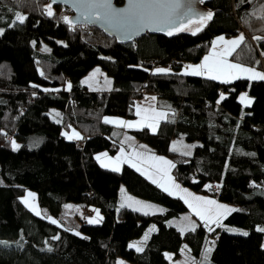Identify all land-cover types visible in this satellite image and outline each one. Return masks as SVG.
I'll return each instance as SVG.
<instances>
[{
	"label": "trees",
	"instance_id": "16d2710c",
	"mask_svg": "<svg viewBox=\"0 0 264 264\" xmlns=\"http://www.w3.org/2000/svg\"><path fill=\"white\" fill-rule=\"evenodd\" d=\"M47 3L0 0V264H118V257L122 264H168L166 255L179 257L183 243L193 264H264V231L257 228L264 226V80L221 83L180 72L182 62L199 61L217 35L243 36L228 59L261 67L264 0H210L205 5L213 17L197 23L195 35L188 28L127 43L96 26L65 23L63 5L52 6L49 16ZM167 64L166 73L155 72ZM96 65L111 78L107 88L81 82ZM240 91L252 97L249 106L243 108ZM145 94L155 97L150 108L167 115L155 129H125L168 157L173 180L234 206L212 231L199 219L193 231L166 225L187 210L179 196L127 163L112 171L96 159L122 144L124 127L105 123L107 116L131 119ZM66 129L80 138L66 137ZM178 136L192 142L191 153L170 148ZM121 184L164 209L145 215L118 206ZM26 189L35 191L37 207L22 200ZM90 206L99 208V223L87 222ZM150 223L156 230L141 250L129 247Z\"/></svg>",
	"mask_w": 264,
	"mask_h": 264
},
{
	"label": "snow or ice",
	"instance_id": "6c2138e0",
	"mask_svg": "<svg viewBox=\"0 0 264 264\" xmlns=\"http://www.w3.org/2000/svg\"><path fill=\"white\" fill-rule=\"evenodd\" d=\"M55 2V0H53ZM199 3H203L204 0H198ZM79 6L83 11L81 12L82 17L93 24L106 25L113 29L118 34L124 36V38L130 39L131 37L147 30V31H161L165 32L167 35L171 36L177 31L188 30L193 20L192 17H197V22L203 25V22L211 19L212 13L208 12L206 14H198L191 7V5L184 8L179 0H128L127 7L124 9H115L111 4V0H78ZM47 14L49 16L53 15L51 4L48 6ZM187 17V19H185ZM19 23H24L25 17L22 15L17 16ZM65 23H69L67 17L64 18ZM201 27L195 28L192 34L195 35L196 32L201 30ZM223 41L224 37L218 38ZM254 39L260 40L261 37H254ZM243 40V36L239 39H233L226 42L223 51L217 52L215 49L217 47L216 41H213L212 51L209 55H206L200 65L186 66L185 75H199L204 76L209 80H219L221 83H230L233 78L240 79L242 74H248L247 78H259L264 80V74L256 72L252 68L244 67L238 63H230L228 57L239 46L240 42ZM264 55V52H262ZM168 70L157 68L156 73H166ZM69 87H71L69 85ZM155 100V97L152 98ZM220 99H224L223 95ZM245 100L244 96H241V102ZM219 102V101H218ZM250 103V101H249ZM144 115L141 114L142 110L137 107L136 115L140 116L135 125L131 123H125L124 121H111L125 127H148L155 129L156 124L159 119L163 118L166 114L162 112H152V115H148L149 110L145 109ZM105 123H109L108 119H105ZM73 136L80 138L77 133H73ZM13 150H16L19 146L13 142ZM106 156V154H105ZM99 161L101 158L96 157ZM147 161H151L149 164V171L145 172L142 169L143 164L146 162L145 157L141 153H133L132 156H125L123 150H121V155L115 158V160H110L109 163L112 165V171L119 170L120 163H128L129 166L135 167L137 171H140L142 175H147L151 179L152 183L157 184L169 195L180 194L179 198L184 200V203L189 207L192 213L208 228L212 231V224L220 226L221 219L232 209H227L223 205L217 204L215 200L207 199L199 196H192L187 193L186 190H181L178 184H175L171 177L168 175V170L174 165L165 160L163 157H156L151 155L147 157ZM101 166H105L103 163ZM208 187V186H206ZM30 197L33 196L32 193L28 194ZM27 204V201H25ZM132 204H139V202L132 201ZM124 205L122 204L121 207ZM147 205H139V207H134V211H139L141 208H147ZM35 211V209H32ZM145 215L148 213L145 212ZM99 213L97 212V216ZM187 219V218H184ZM56 223L55 220L51 221ZM89 223L93 221L88 220ZM185 230L193 231L195 226L188 224L180 228L181 232ZM258 231H264V228L258 229ZM247 235V233H243ZM129 247H137L136 245H129ZM141 249L137 247V251ZM122 264V262H118Z\"/></svg>",
	"mask_w": 264,
	"mask_h": 264
},
{
	"label": "rangeland",
	"instance_id": "374dc122",
	"mask_svg": "<svg viewBox=\"0 0 264 264\" xmlns=\"http://www.w3.org/2000/svg\"><path fill=\"white\" fill-rule=\"evenodd\" d=\"M199 26V24H191V26L189 27V30L191 31V29H195ZM220 37H224V40L221 41L218 38ZM234 37L233 36H222V35H217L215 37H213L211 44L209 45V49L207 50L208 52L205 53L203 55V57L197 61V62H189V61H183L182 62V66L180 68V72L181 73H185L186 70V66L188 65H192V66H196V65H200L204 59V57L206 55H209V53L212 51V45H213V41H216L217 47H216V51L220 52L223 51L226 45L227 41L233 40ZM234 63V62H232ZM264 63V61H263ZM239 64V63H238ZM249 67V66H247ZM157 68H162V69H166L169 70L171 67L170 65H161V66H157L155 67V70ZM260 68V67H259ZM254 69V68H253ZM243 78H247L242 76ZM81 82L82 84H84L85 86H87L89 89L91 90H97V89H101V88H107L109 85V81L111 80V78H109L108 74L105 73V71L99 67V65L94 66L90 71H88L87 73H85V75H83L81 78ZM248 79V78H247ZM253 79V78H252ZM259 79V78H258ZM232 80H235V78H233ZM220 98L223 95L224 97V93L220 92ZM241 96L245 97V100L243 102H241ZM153 95L151 94H145L144 97H142L141 99H137L134 103V109H137V107H139L142 112L141 114L144 115V111L145 109H148V115H152V112L155 110L153 108L149 107V104L151 103V105H153L154 100L152 99ZM238 99L240 101V103L243 105V108L245 106H249L251 104L252 101V97L249 96V94L247 93V91H240L239 95H238ZM250 101V103H249ZM147 103V104H145ZM160 110V109H159ZM136 112V110H135ZM157 112V111H156ZM159 112L165 113L166 111L160 110ZM167 115V114H166ZM165 115V116H166ZM140 116H137L135 114L134 117H131V119H122L116 116H107V119L109 121H124L125 123H131L134 124L140 120ZM117 126H121V128L124 127V129L122 130V135H121V139L120 141L122 142L121 146L118 147V149L114 152V153H107L106 151H100L99 153H96V157L99 156L101 159L98 161L99 164H104L105 166L108 167H112V165L109 163L110 160H115V158H117L118 156L121 155V150H123V153L125 156H132L133 153H141L144 155L146 162L143 164L142 169L145 172L149 171V167L147 166L148 164L151 163V161H147V157L151 156V155H155L156 153H153L152 151L149 150L148 146L146 143L138 141L131 133L130 131H127L126 129H131V128H138V127H125L123 125H119L114 123ZM126 128V129H125ZM153 129V128H151ZM63 133L66 135V137L72 138L75 137L73 136V133H77L79 135L78 132H76L74 129H66L63 131ZM76 138V137H75ZM16 144V142H15ZM170 148L172 150H179L181 152L184 153H191L193 151V144L192 142H189L188 140L184 139L182 136H178L173 138V140L170 143ZM106 154V156H105ZM162 156V155H161ZM165 160L169 161L168 157L162 156ZM171 162V161H170ZM128 164V163H127ZM122 163L119 164V166H121ZM135 168V167H134ZM168 175L171 177V179H173V175L170 172V169L168 170ZM189 192L192 193V195L194 196H199V197H204L207 199H212L211 197H213L212 195L208 196V195H204L203 193H196L191 191L189 188L187 189ZM32 193L33 196H29L28 194ZM118 206H121L122 204L124 206H128L129 208L133 209L134 207H139V205H147V208H141L139 210V212L141 213H145V212H157V211H161L164 209V207L162 205H160L159 203H154L150 200L147 199H142L140 197H138L137 195H132L131 193H129L125 186L121 184V186L119 187L118 193ZM177 196V195H174ZM179 196V195H178ZM177 196V197H178ZM22 200L25 202L27 201V204L32 207L35 208L37 207V200H36V193L34 190L31 189H26L25 194L22 197ZM183 200V199H182ZM135 201V202H139V204H132L131 202ZM184 201V200H183ZM217 202V200H215ZM220 203V205H226V208H229L227 206H232L228 203L225 202H217ZM187 206V205H186ZM90 208L93 212L92 215L88 216L87 222L89 219H91L93 222L92 223H99L102 220V214L99 210V208L95 207V206H90L88 207ZM97 212L99 213V215L97 216ZM230 213V212H229ZM228 214V213H227ZM187 218V219H184ZM48 219L55 220L54 217L49 216ZM198 218L192 213V211L189 209V207L187 206V210L184 212H181L178 214V216H175L173 218L168 219V221L166 222V225H172L175 226L178 230H180L181 227H184L188 224H192L194 226H196ZM56 221V220H55ZM89 223V222H88ZM90 223V224H92ZM260 228H264V226H260ZM156 230V226L154 223H150L147 226V229L143 232V234L141 236L136 237L135 239H132L129 243V245H136L137 247H139L140 249L143 247V243L144 241H146L147 236L150 234V232L155 231ZM230 231H235V232H243V230L237 228V227H233V228H229ZM186 231V230H185ZM181 232V231H180ZM262 243V247L264 248V237L261 241ZM137 247H131L133 249H135L137 251ZM181 250H180V254L179 257L177 258H172L171 254H167V258H169L168 260V264H193L194 258L192 257V255L190 254V249L189 247H187V245L185 243H183V245L181 246ZM212 245L208 244L206 246V248L204 249V255H207L209 253V251L211 250ZM117 263L118 262H126L123 258L118 257L116 259Z\"/></svg>",
	"mask_w": 264,
	"mask_h": 264
},
{
	"label": "water",
	"instance_id": "95a60500",
	"mask_svg": "<svg viewBox=\"0 0 264 264\" xmlns=\"http://www.w3.org/2000/svg\"><path fill=\"white\" fill-rule=\"evenodd\" d=\"M122 3H118L116 2V0H111V4L113 6V8L119 10V9H124L127 7V2L128 0H122ZM210 0H204L203 3H199L198 0H179V2L181 3V5L186 8L187 6L191 5V7L196 11V13L198 14H206L208 12H211L213 14V12L205 5V3H207ZM51 7L54 5H63L66 8L69 9V13L67 14V18L69 19V24L70 25H89V26H96L99 30H101L103 32V34L108 35L109 37L114 38L117 42L119 43H127L128 41H132L136 38H138L141 35H145L147 33H152V34H162L165 36H169L167 35L165 32H161V31H143L133 37H131L130 39L124 38V36L118 34L117 32H115L113 29L109 28L106 25H102V24H93V23H89L88 21H86L82 15L81 12L83 11V9L80 8L78 0H55V2H53V0H48L47 5H50ZM213 17V15H212ZM211 17V19H212ZM185 19H187V17H185ZM209 19V20H211ZM192 24L193 23H198L197 22V17H192ZM179 32V31H177Z\"/></svg>",
	"mask_w": 264,
	"mask_h": 264
},
{
	"label": "crops",
	"instance_id": "0c3cea01",
	"mask_svg": "<svg viewBox=\"0 0 264 264\" xmlns=\"http://www.w3.org/2000/svg\"><path fill=\"white\" fill-rule=\"evenodd\" d=\"M228 60H229V59H228ZM229 62L232 63V61H230V60H229ZM244 67H246V66H244ZM248 68H252V69L254 68V70H255L256 72H259V73H261V74H264V63L262 64V66H261L260 68H259V67H258V68H255V67H251V66H249ZM242 76L247 77L248 74H242ZM253 79H258V78H253ZM156 157H162V156H160V155H156ZM147 166L149 167V164H148ZM172 181H173L175 184H178L181 190H186L187 193H190V194L192 195V193L189 192V191L187 190V188H185L184 186H182L179 182H176V181L173 180V179H172ZM180 194H182V193H178L177 196H178V195L180 196ZM192 196H194V195H192ZM211 198H213V200H216L214 197H211ZM217 202H218V201H217ZM217 204L220 205V203H217ZM223 206H226V205H223ZM227 207H229V208H227V209H233V208H234L233 205H232V206H227ZM230 212H231V211H230ZM257 228H258V229H261L260 226H258ZM152 232H153V231H152Z\"/></svg>",
	"mask_w": 264,
	"mask_h": 264
},
{
	"label": "built area",
	"instance_id": "2783aa9c",
	"mask_svg": "<svg viewBox=\"0 0 264 264\" xmlns=\"http://www.w3.org/2000/svg\"><path fill=\"white\" fill-rule=\"evenodd\" d=\"M173 62V59L170 60V63ZM210 189H211V186H210Z\"/></svg>",
	"mask_w": 264,
	"mask_h": 264
}]
</instances>
